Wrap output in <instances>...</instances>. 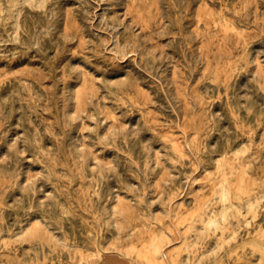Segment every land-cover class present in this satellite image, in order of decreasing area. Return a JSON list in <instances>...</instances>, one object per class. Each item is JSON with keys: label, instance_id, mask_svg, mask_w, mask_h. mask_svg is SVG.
Returning <instances> with one entry per match:
<instances>
[{"label": "rangeland", "instance_id": "374dc122", "mask_svg": "<svg viewBox=\"0 0 264 264\" xmlns=\"http://www.w3.org/2000/svg\"><path fill=\"white\" fill-rule=\"evenodd\" d=\"M0 264H264V0H0Z\"/></svg>", "mask_w": 264, "mask_h": 264}]
</instances>
